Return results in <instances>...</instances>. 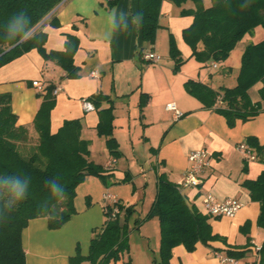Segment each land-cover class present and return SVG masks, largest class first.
Masks as SVG:
<instances>
[{
	"label": "crops",
	"instance_id": "crops-1",
	"mask_svg": "<svg viewBox=\"0 0 264 264\" xmlns=\"http://www.w3.org/2000/svg\"><path fill=\"white\" fill-rule=\"evenodd\" d=\"M107 2L62 0L54 16L43 22L47 52L64 50L70 35L79 39L74 57L79 76L66 77L61 66L46 60L37 49L0 67V96L11 94L19 125H33L43 101L41 94L48 85L60 87L51 110V131L57 132L66 120L80 119L82 137L90 143L89 158L102 164L107 175L106 178L88 175L78 186L76 213L61 228L50 229L44 217L30 221L23 232L27 264H70L71 256L78 252L88 255L94 228L104 225L105 208L111 204L104 196L106 192L116 195L126 206L135 205L129 225L142 232L144 240L138 242L136 251L131 247L119 261L109 264H155L161 247L160 221L158 217L144 218L153 206L158 176L162 173L180 185L182 194L197 211L207 214L202 198L207 193L218 199L237 197L243 203L233 218L210 215L214 233L224 239L207 245L198 243L194 251L178 245L173 250L171 264H224L215 252L227 255L229 250L243 252L238 257L239 264L256 263L261 259L264 243V228L258 224L260 203L253 200L243 182L257 179L264 170V162L256 155L246 158L240 145L247 143L249 136L264 144V101L260 95L263 83H257L249 91L254 102L262 103L261 112L248 121L239 119L231 127L216 107H206L188 91L187 82L192 79L215 89L236 86L245 48L262 41L264 31L256 39L245 35L229 58L214 66L215 61L197 60L184 39V31L194 22L195 1L162 2L154 44L144 41L142 24L134 23L139 0H119L112 7ZM202 2L205 7L212 5V0ZM121 12L126 15L123 20ZM172 38L184 58L177 70L170 53ZM151 51L160 55L159 61L146 60L140 54ZM97 70L99 75H92ZM35 80L44 88L32 85ZM99 93L109 100H104L99 109L87 111L83 100L92 101L91 97ZM171 103L182 115L167 109L166 105ZM111 106L115 116L113 135L120 150L118 157L111 153L107 137L98 132L99 110ZM200 148L211 152L210 166L205 169L199 186L184 185L190 167L189 155ZM112 158L117 162L108 168L107 161ZM138 219L142 220L139 225ZM145 225L148 229L143 231Z\"/></svg>",
	"mask_w": 264,
	"mask_h": 264
},
{
	"label": "trees",
	"instance_id": "trees-1",
	"mask_svg": "<svg viewBox=\"0 0 264 264\" xmlns=\"http://www.w3.org/2000/svg\"><path fill=\"white\" fill-rule=\"evenodd\" d=\"M112 7L119 0H107ZM164 0H139V12L143 13V39L154 44L160 27L159 18ZM182 4L188 0H171ZM197 4L194 22L184 31V39L191 46L193 56L201 61H226L233 49L245 35L254 33L258 26L264 27V0H212L210 7H205L202 0H193ZM62 0H0V67L17 59L25 53L37 49L46 60L56 62L66 71V77L79 76V67L75 64V53L79 48V39L70 35L64 50L47 52L45 42L47 34L42 31L44 23L54 16L55 9ZM249 3L248 8L241 5ZM25 11V19H9L14 13ZM29 18L31 22H29ZM41 24L39 27H37ZM18 26L33 27L34 38L17 44L8 39L12 29ZM152 52V51H151ZM171 56L179 69L184 58L174 38L170 44ZM144 56L143 52H140ZM262 82L261 100L264 101V39L250 43L242 56V66L237 85L215 89L210 85L189 80L188 91L198 97L209 108L226 117L229 126H235L237 120L248 121L257 116L262 103L254 102L250 88ZM55 85H48L41 94L43 101L34 119L33 125H19L18 116L13 111L11 94L0 96V175L21 172L31 176V185L27 198L11 213L7 222H0V264H27V252L23 245V232L32 219H48L50 229L61 228L76 213L75 197L78 186L88 175L106 178L102 164L90 160V143L82 137V121L66 120L55 133L51 131V110L55 107ZM96 108H100L109 97L99 93L91 97ZM217 104H220L217 106ZM113 106L99 110L101 120L98 125L100 135L107 137L111 153L120 155L119 143L114 131ZM248 145L255 155L264 162V144L255 136L247 138ZM58 179L66 192L64 201H57L47 206V211L61 213L57 219H51L40 210L41 203L51 199L46 181ZM244 185L250 190L253 200L260 203L258 224L264 228V170L254 180H246ZM121 213L111 217L113 206L105 208V223L94 228L88 255L78 252L71 256L70 264H109L119 261L130 250L129 225L135 205L126 206L117 203ZM124 211V215L122 214ZM158 217L161 228V247L155 264H171L173 250L184 245L194 251L198 243L209 244L211 241L224 239L214 233L210 224V215L197 211L189 204L180 189V185L171 181L162 173L158 176V191L150 212L145 219ZM141 219L136 221L137 225ZM261 259L256 264H264V243L260 250ZM228 256L236 257L243 252L229 250Z\"/></svg>",
	"mask_w": 264,
	"mask_h": 264
},
{
	"label": "built area",
	"instance_id": "built-area-1",
	"mask_svg": "<svg viewBox=\"0 0 264 264\" xmlns=\"http://www.w3.org/2000/svg\"><path fill=\"white\" fill-rule=\"evenodd\" d=\"M143 57L144 59L152 62H157L161 58L160 55L154 52H146L144 53ZM213 65L217 66V63L214 62ZM92 75L98 76L99 75L98 70L94 71ZM32 85L38 87L39 89L44 88L43 84L38 80L33 81ZM59 90L60 87H56L54 89V94H57ZM83 105L87 111L96 109L94 103L88 99L83 100ZM166 106L167 109L169 110H176L179 116L182 115V113L177 110L175 104L171 103ZM240 149L244 151L246 158L251 159L255 156L253 149L248 145V143H242L240 145ZM210 161H211V152L208 150V148H200L193 150L189 155L190 167H189V171H187L188 174L184 185L195 186V187L199 186L203 182L202 175L205 172V169L208 166H210ZM116 162L117 159L112 158L111 160L107 161L106 166L110 168L114 164H116ZM104 196L106 199L110 200L111 205L113 206L111 217H115L117 216V214H120L121 209L117 205V203L119 202L117 196L110 192H106ZM202 198L206 212L211 216H226L233 218L243 207V203L239 199H237V197L218 199L215 195L211 193H207ZM215 255L224 264H239L238 258L236 257L228 256L218 251L215 252ZM250 264H256V263L252 262Z\"/></svg>",
	"mask_w": 264,
	"mask_h": 264
},
{
	"label": "clouds",
	"instance_id": "clouds-1",
	"mask_svg": "<svg viewBox=\"0 0 264 264\" xmlns=\"http://www.w3.org/2000/svg\"><path fill=\"white\" fill-rule=\"evenodd\" d=\"M249 3L241 5L242 8H248ZM20 11L14 13L9 19L16 21L25 19L23 13ZM125 13L121 12V19H125ZM134 23L138 26L141 25L143 20V13L138 12L133 18ZM29 22L31 19L29 18ZM34 38L33 27L27 28L25 26H18L11 30L8 39H14L19 44L23 43L28 39ZM31 176L16 172L13 174L0 175V222H7L9 216L14 212L28 196L29 188L31 185ZM48 191L51 199L44 200L40 205V210L47 214L51 219H57L61 213H52L47 211V206L53 202L64 201L66 199V192L63 184L58 179H49L46 181Z\"/></svg>",
	"mask_w": 264,
	"mask_h": 264
},
{
	"label": "rangeland",
	"instance_id": "rangeland-1",
	"mask_svg": "<svg viewBox=\"0 0 264 264\" xmlns=\"http://www.w3.org/2000/svg\"><path fill=\"white\" fill-rule=\"evenodd\" d=\"M257 30V31H256ZM256 30L254 31V33H252V34H248V35H246V36H252L254 39H256V38H258L259 37V33L261 32V31H264V27L263 26H258L257 28H256ZM257 32V33H256ZM256 41V40H255ZM137 218V215L136 216H134V219H132V223H134L135 222V219ZM133 226H134V224H133ZM144 230L143 231H145L146 229H148V227L145 225L144 226V228H143ZM144 234V233H143ZM129 238H130V248L132 247L135 251L137 250V248H138V242H144V240H143V237H142V232H139V230L138 229H136L135 227H133V228H131V230H130V235H129ZM148 242V241H147ZM152 244H155V240H152V241H150ZM128 256V255H127ZM113 262H115V261H113Z\"/></svg>",
	"mask_w": 264,
	"mask_h": 264
},
{
	"label": "water",
	"instance_id": "water-1",
	"mask_svg": "<svg viewBox=\"0 0 264 264\" xmlns=\"http://www.w3.org/2000/svg\"><path fill=\"white\" fill-rule=\"evenodd\" d=\"M40 25H41V24H39L37 27H39ZM37 27H36V28H37ZM36 28H35L33 31H35V30H36Z\"/></svg>",
	"mask_w": 264,
	"mask_h": 264
}]
</instances>
